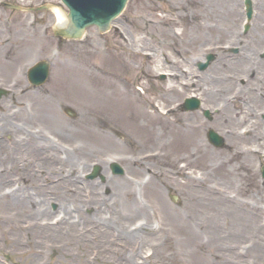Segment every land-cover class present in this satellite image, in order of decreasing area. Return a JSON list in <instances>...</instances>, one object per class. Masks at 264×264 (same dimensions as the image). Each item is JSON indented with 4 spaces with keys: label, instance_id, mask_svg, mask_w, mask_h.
<instances>
[{
    "label": "rangeland",
    "instance_id": "1",
    "mask_svg": "<svg viewBox=\"0 0 264 264\" xmlns=\"http://www.w3.org/2000/svg\"><path fill=\"white\" fill-rule=\"evenodd\" d=\"M4 1L17 4L21 8H12L11 6L4 5ZM42 3L51 4L52 6L60 5L63 9H66L60 0H0V45L8 43L7 62H16V65L19 63L24 64L21 77V84L25 85L24 92H51L55 97V101L58 102L53 110L54 117L59 120H66L69 125L75 124V134L73 137H66L63 140L60 133L55 131V129L48 131L35 118H30L32 126L42 129L50 137L49 139L57 144L53 149L46 146L44 154L48 153L50 155L53 152L59 160L63 161V166L61 170L56 169L57 172L55 171L50 176L48 175L47 179L43 178V176L39 177V175H43V171H41L43 167L38 165V161H35L37 160L36 156L33 155L32 161L28 162L25 167L38 170V177L43 179L40 182L43 187L42 192L38 191V193L32 195L33 201L27 198L22 199L23 194L26 193V188L22 180L18 182L15 180L16 178L14 179L15 173L13 174V172L8 171L7 174H10L11 177L6 175L0 178V193L9 191L11 195L15 194L14 196L21 198L17 207H15L12 199H10L8 203L10 207L7 210H0V264H111L112 260L114 261L112 264H125L128 253L121 252L128 251L129 246L130 248L137 249L141 245V240L130 238L132 239L129 243L130 245L121 243L124 240H122L123 238L116 225L121 223L123 219L116 213V207L111 204L110 192L126 179L133 181L136 191L141 192L138 193V196H140L139 202L145 206L147 216L140 214L130 215L125 219L126 224L130 227L131 225L132 227H137L139 223L144 222L145 218L148 217L147 224L152 227L156 226L158 222L159 224H163V229L160 232H156V236L163 234L162 232L166 228L164 224L166 217L158 218L159 221L157 222L153 216V212L159 214V208L180 207L184 194L174 184L170 183H162L163 185L159 186L161 188V196L158 198H155L150 193L149 188L140 190L138 184L146 181L148 172L142 171L139 174H133L128 168L127 162L121 161L118 158L116 150L114 151L111 147H103L82 136L77 128L83 122L81 119L82 109L76 100L65 96L66 90H58L53 83V77L57 74L61 87L66 86L65 79L67 75L72 73L76 68H89L106 74L114 73L121 63L122 49L120 41L130 44L132 47H135V44H137L135 48L147 51L152 55L146 63L148 72L145 74V77L150 81L149 88L143 93L137 87L143 80H138L134 84L135 90L143 99L154 101L157 98H161V87L170 80L191 77L197 81V85L199 86L205 81L211 83L215 78L229 74L235 78L236 83H238L237 86L242 89L239 95L232 99L231 106H227L226 109L227 111L228 109L233 112L235 111L233 115L234 119L231 121L222 119L223 108L221 102L218 105H214L217 104L214 103L215 101L217 102V99L212 100L206 97L205 94L200 93L198 86L194 88L196 94L186 91L184 94L178 95L179 97L175 94L170 99H166L167 102L171 103L177 99L174 105L175 108H172L168 115H184L188 119L193 118L198 121L201 128L204 129H202L201 137L207 141L215 152L225 148L227 139H233L232 142L235 143L258 144L261 141L259 136L255 142L250 137L252 135L250 134L252 132V129L250 132V124L256 126L255 130L264 135V121L261 116L264 110V58L260 55L264 49V28L262 27V23H264V0H252L253 15L249 22V28L246 31L243 30V0L236 1L239 10L238 14L234 17L229 16L228 21H224L227 27L220 30L202 25L210 22L219 26L222 23L218 16H216V11L214 15L209 14L210 16L203 12L204 1L127 0L123 10L113 20L109 29L101 32L95 26H88L83 36L77 39L63 38L53 34V29L56 27V18L52 9L34 8L37 4ZM171 3H184L185 7H190L198 12L197 25H191L188 18L179 17L177 23L174 25V30L178 34L179 30H182V34L179 35L178 39H174L172 35H167L164 32L160 33L158 30L150 35L142 32L137 18L142 15L152 20L163 18L166 12L172 10L170 7ZM167 18L174 21L171 16H167ZM236 36L239 38L236 39ZM138 38H142L143 41L138 40ZM25 46H30L31 50L23 59H17L19 55L17 51ZM209 52L214 54L212 61L205 69H199L197 61L204 59L205 54ZM40 58H46L51 61L49 75L45 82L34 85L27 81L25 73L27 67ZM139 59L142 60V58ZM2 64L4 62H0V87H5L9 90L7 94L0 97V140L4 141L10 134H15V128L12 126L8 132H5L1 128L4 119L8 117L13 123H19L18 119L21 116L19 112L22 110L16 108L14 104V100L17 98L15 82L18 79V74L11 71L3 75ZM154 64L159 66L161 64L165 65L162 67L170 68L174 75L168 76L163 70H155L156 66ZM246 67H248L247 71ZM152 69H154V73ZM138 75L143 76L142 73H138ZM244 84H246L247 89H244ZM186 90H191V88L188 86ZM21 95L23 96L21 97L22 99L28 97L26 93ZM190 95L199 98L201 108H207L211 112V118H206L202 115L201 110H199L200 108L192 111L181 108V102L184 97ZM67 108H70L74 113L68 111ZM238 116H242L243 118L238 119ZM25 118L28 119L29 117ZM248 124L249 126H246ZM55 126L56 129L60 130L59 125ZM208 128L214 129L223 136L224 141L221 146H215L209 142L206 136ZM228 128L229 130H227ZM232 128L235 129V133L239 138L236 141L234 138H231L230 129ZM238 131H240V134H238ZM17 132L18 130L16 129ZM258 148L257 152L249 156L248 165H250L251 169L249 171V168H247L242 184L240 185L239 182L236 185V183L232 182L233 186L237 187L239 185L244 189L245 196L248 199L249 187L253 193L254 190L256 191L254 183L249 178V173L257 180L256 183L260 184L259 187H264V178L260 174V165L264 163V143ZM4 152V149H0L1 160ZM66 154L79 157L80 164L73 171L71 169V172L75 170L77 172L76 179L74 180V187L78 190L77 200L72 199L75 202L65 201V208H68L69 202L72 203L70 205V210H72L70 217L72 220L78 221L80 216H86L84 222H86L87 226L81 229L76 227V230L84 231L86 228L91 229L95 227L96 223L93 222V218H90L94 207L100 208L101 218L104 217L105 220H110L103 223V227L108 228L105 238L109 240V243L112 242L113 244L109 252L105 251L109 253L108 261L101 256L102 253H105L101 250V245L104 243L99 244L98 241H87L83 246L79 247L78 243L70 241L65 235H62L61 233L63 232H57L59 236H51L43 230L41 231V229L39 231L37 229L39 227L35 225L37 222L39 224V221L41 225H55L58 218L65 214L64 207L58 204L59 200L52 198L50 195L53 190H49V187H51V184L57 183L70 174L68 168L70 164L66 160ZM112 160L118 162L123 167L124 173L122 175L110 172L109 163ZM93 163H99L104 169V180L86 178L85 174ZM56 164H58L56 167L59 168L60 164ZM148 165L152 168L153 162L148 161ZM63 170H66V172H63ZM0 173L1 175L3 173L2 166H0ZM92 191H98V194L105 196L107 200H102L100 204L91 203V205H86V203L90 202ZM44 194L48 196L47 201L44 202L46 211L42 212L39 209L40 205L38 203L42 202V195ZM79 199L84 202L83 205ZM76 207H79V212ZM253 219L254 226L258 225L263 230L261 233L263 245H260V248L257 247L258 252L254 251L253 248L249 249V246L253 242L255 243L257 239L254 236L253 227L249 228V225H246L241 219V215L233 219L230 229L232 233L225 235L230 240L229 245L231 248L228 247V249L234 255V264H264V221L262 222L257 216ZM10 228L14 229L10 230ZM158 242L157 239L153 241L154 245H158ZM118 243L123 248L122 251L119 250ZM150 244L146 245L145 243L142 247V255L146 253L148 256L151 255L149 256L150 260H142L139 257L137 258L138 263L160 264L162 262L163 258L161 257V250H159L160 246L156 249L153 244ZM98 245H100V248ZM256 246L254 247L256 248Z\"/></svg>",
    "mask_w": 264,
    "mask_h": 264
},
{
    "label": "bare ground",
    "instance_id": "2",
    "mask_svg": "<svg viewBox=\"0 0 264 264\" xmlns=\"http://www.w3.org/2000/svg\"><path fill=\"white\" fill-rule=\"evenodd\" d=\"M202 1H204L203 12L210 16L209 14L214 15L216 11V16L222 22L219 26L210 22L202 24L206 27L219 30L227 27L224 21H228L229 16L234 17L239 12L237 0H200V2ZM170 7L172 10L157 20H152L145 15L138 17L139 20L137 18V21L142 32L150 35L158 30L160 33L164 32L167 35H172L174 39H178L182 30H179L178 34L174 30V25L179 17L188 18L191 25H197L199 13L194 9L185 7L184 3H171ZM52 11L56 18V24H63L65 14L62 9L54 6ZM167 16H171L174 21L169 20ZM262 27L264 28V23H262ZM238 38L236 36V39ZM138 40L143 41L142 38H138ZM7 44L0 45V62H4L2 73L5 75L13 71L18 74V79L15 82L17 98L14 100V104L16 108L22 111L19 112L21 114L18 119L19 123H13L11 119L6 117L1 127L5 132H8L12 126L15 128V134H10L4 141L0 140V149L5 151L2 160L0 159V166H2L3 171L2 175L0 173V178L6 175L11 177L10 174H7L8 171L15 173L14 179L16 178L15 180L18 182L22 180L26 188V193L23 194L22 199L27 198L33 201L32 195L38 191L42 192L43 189L40 184L43 179L39 177L43 176L47 179L48 175L57 172L56 169L61 170L63 161L59 160L53 152L50 155L44 154L46 146L53 149L57 144L50 140V137L42 129L32 126L30 118H35L48 131L55 129L60 133L63 140L66 137H73L76 125H69L66 120H59L54 117L53 110L58 102L55 101L51 92H24L25 85L21 84L24 64L16 65V62H7L6 55L9 50ZM120 47L122 49L121 63L114 73L106 74L89 68H76L67 75L66 86L60 87V79L57 74L53 77V83L59 91L66 90L65 96L76 100L80 105L83 122L77 128L82 136L103 147H111L114 151L116 150L117 153H115L118 154V158L127 162L128 168L133 174L136 175L142 171L148 172L146 181L138 184L140 190L149 188L150 193L158 198L161 196L159 186H162V183H170L174 184L184 194L180 207L159 208V214L153 212L157 222L159 221L158 218L166 217L164 222L166 228L162 232L163 234L156 236L155 233L163 229L161 221V224L158 222L153 227L147 224L148 217L137 227H132V225L130 227L126 224L125 219L130 215L147 216L145 206L139 202L138 193L141 192L136 191L133 181L126 179V182L123 181L110 192L111 204L116 207L118 216L123 219L119 224L115 222L122 240H124L121 243L129 244L132 240L130 238L141 240V245L137 249L129 246L128 251L121 252L128 253L126 260L129 263L126 261L125 264H140L137 260L139 257L142 260H150L149 256L151 255L148 256L147 253L142 255V247L145 243L146 245L150 243L154 245L153 241L156 239L157 242L161 241L158 242V245H154L156 249L160 246L159 250H161V257L163 258L160 264H234V255L228 249L230 240L225 235L232 233L230 230L232 221L238 215H241V219L246 225H249V228L253 227L257 241L253 242L249 249L253 248L254 251L258 252L257 247L260 248V245H263L261 240L263 230L258 225L254 226L253 218L257 216L262 222L264 221V187H259L260 184L256 183L257 180L249 173V178L254 183L256 191L254 190L253 193L249 187L248 199L244 189L239 185L233 186L232 182L236 185L239 182L240 185L242 184L247 168L249 171L251 169L248 165L249 156L257 152L258 147L264 143V135L255 130L256 126L250 124L251 139L255 142L259 136L260 143L249 145V143H235L232 142L233 139H227L225 148L215 152L201 137L203 128L198 121L193 118L188 119L184 115H168L170 110L175 108L177 99L172 103L167 102L166 99H170L175 94L179 97L178 95H182L186 91L196 94L194 88L198 86L197 81L191 77L170 80L161 87V98L154 101L143 99L135 90L134 84L138 80H143L137 86L143 93L149 88L150 81L145 77V74L148 72L146 63L152 55L147 51L132 47L124 41H120ZM30 50V46L19 49L17 59L21 60L26 57ZM155 66V70H163L168 76L174 75L170 68L162 67L165 66L163 64L161 66L156 64ZM247 69L248 67H246V71ZM152 72L154 73V69ZM138 73H142L143 76H139ZM246 84L243 85L244 89H247ZM237 85L234 77L224 74L220 78H215L211 83L209 81L203 82L202 85L198 86V89L206 97L212 100L217 99V102H214L217 104L214 105L221 102L222 119L231 121L234 119L235 111L229 109L227 111L226 109L227 106H231L232 99L242 91L241 87ZM188 86L191 90H186ZM23 93L27 94L26 99L21 98ZM243 93L245 92L243 91ZM25 117L29 118L26 119ZM240 118L243 117L238 116V119ZM55 125H59L60 130L56 129ZM16 129L18 130L17 133ZM230 134L235 141L239 139L235 129H230ZM33 155L36 156L37 160L35 161H38V165L43 167V170L41 169L43 175H39V177L38 170L25 167L28 162L32 161ZM66 156V160L70 164L68 166L70 174L66 176L67 179L64 178L49 187V190H53L50 195L59 200L58 204L64 207L65 214L58 218L55 225H41L40 221V225L38 222L35 225L39 227L37 228L39 231L41 229L51 236H59L58 233L63 232L62 235H65L68 240L78 243L79 247L87 241L104 243L101 245V250L109 252L113 244L105 238L108 228L103 227V223L110 220L101 218L100 208L94 207L90 215V218H93V222L96 223L95 227L86 228L84 231L76 230V227L81 229L87 226L84 222L86 216H80L78 221L72 220L70 217L72 212L70 205L72 203L69 202L68 208H65V201L75 202L72 199L77 200L78 190L74 187L77 172L76 170L71 172V169L73 171L80 164L79 157L76 155L69 156L66 154ZM148 161L153 162L152 168L148 165ZM56 163L60 164L59 168L56 167L58 165ZM14 195H11L9 191L0 193L1 211L10 207L8 204L10 199L17 207L21 198ZM47 196L42 195V202L38 203L42 212L46 211L44 202L47 201ZM79 200L82 202L81 199ZM102 200L105 201L107 198L100 196L98 191H92L90 202L86 205L100 204ZM83 204L84 202H82ZM76 209L78 212L80 211L79 207ZM4 213L6 214V212ZM80 214L82 213L80 212ZM13 229L10 228V230ZM82 241L84 242L81 243ZM122 249L119 246V250L122 251ZM107 252L102 253L101 251V256L108 261L109 253Z\"/></svg>",
    "mask_w": 264,
    "mask_h": 264
},
{
    "label": "water",
    "instance_id": "3",
    "mask_svg": "<svg viewBox=\"0 0 264 264\" xmlns=\"http://www.w3.org/2000/svg\"><path fill=\"white\" fill-rule=\"evenodd\" d=\"M68 7L66 13L67 21L63 26L55 30L56 34L65 37H81L85 27L89 24H96L99 30H105L109 27V22L123 8L126 0H62ZM247 5V16L251 14L250 0H245ZM213 56L207 55L206 62H199L201 68L205 67ZM48 74V62L40 60L33 64L27 71V77L33 84L42 83ZM7 93V90L0 88V96ZM196 98H186L184 107L195 108L198 105ZM206 115H209L206 110ZM209 139L216 145H221L222 138L213 130L208 132ZM114 173H123L121 166L112 162L110 164ZM99 165H94L91 173L87 177L93 178L99 174ZM262 175L264 176V165L262 166ZM101 177H103L101 175Z\"/></svg>",
    "mask_w": 264,
    "mask_h": 264
}]
</instances>
